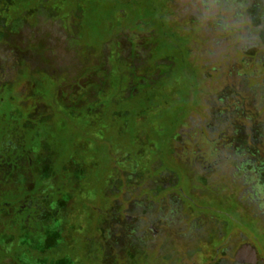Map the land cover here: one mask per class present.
Here are the masks:
<instances>
[{
  "label": "rangeland",
  "instance_id": "374dc122",
  "mask_svg": "<svg viewBox=\"0 0 264 264\" xmlns=\"http://www.w3.org/2000/svg\"><path fill=\"white\" fill-rule=\"evenodd\" d=\"M35 2L6 14L0 120L43 119L33 133L54 165L85 167L97 201L75 202L82 264H239L245 242L264 264V23L248 16L264 0H47L52 16L20 14ZM59 223L30 242L57 244Z\"/></svg>",
  "mask_w": 264,
  "mask_h": 264
},
{
  "label": "trees",
  "instance_id": "16d2710c",
  "mask_svg": "<svg viewBox=\"0 0 264 264\" xmlns=\"http://www.w3.org/2000/svg\"><path fill=\"white\" fill-rule=\"evenodd\" d=\"M23 2L26 0H0V40L6 44H10L6 39L8 35L14 33L8 32L6 14L14 4ZM46 3L47 0H36L35 5L26 3L20 14L37 15L44 10L52 16L54 12L45 7ZM248 16L264 23V8L257 12L252 7ZM258 53L263 61L264 51ZM138 78L141 79L138 84L145 83L142 77ZM94 96L93 92L88 93L90 102L95 104ZM40 120L43 121L31 115L23 122L11 117L0 120V264H52L63 258L82 264L80 246L72 240V215L77 198H81L79 195L85 196V202L89 197L92 206L96 204L95 189L90 188L88 197L86 191L83 193V188L87 187L85 167L77 157L68 159L59 167L54 165L55 152L48 146L41 148V136L37 138L33 133ZM27 131L31 132L29 137ZM47 152L50 157H46ZM41 162L47 167L45 176L39 172ZM71 165L76 169L72 170ZM116 171L119 169L112 164L108 177L111 179ZM221 214L233 219L227 211ZM56 221H60L61 228L57 244L42 248L30 242V239L45 236L47 227ZM96 222L92 227L99 229L100 220ZM88 240L85 238L86 243ZM85 249L84 253L89 255L87 247Z\"/></svg>",
  "mask_w": 264,
  "mask_h": 264
},
{
  "label": "water",
  "instance_id": "95a60500",
  "mask_svg": "<svg viewBox=\"0 0 264 264\" xmlns=\"http://www.w3.org/2000/svg\"><path fill=\"white\" fill-rule=\"evenodd\" d=\"M234 260L239 264H256L258 261H262L258 257L256 246L249 242L241 244L236 249Z\"/></svg>",
  "mask_w": 264,
  "mask_h": 264
},
{
  "label": "flooded vegetation",
  "instance_id": "af4514ba",
  "mask_svg": "<svg viewBox=\"0 0 264 264\" xmlns=\"http://www.w3.org/2000/svg\"><path fill=\"white\" fill-rule=\"evenodd\" d=\"M258 262H259V261H258ZM258 262H257V263H258ZM257 263H256V264H257Z\"/></svg>",
  "mask_w": 264,
  "mask_h": 264
}]
</instances>
